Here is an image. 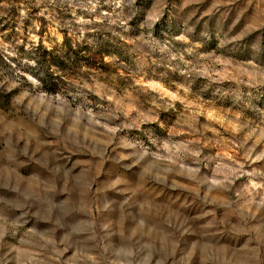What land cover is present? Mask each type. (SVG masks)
<instances>
[{
  "label": "rangeland",
  "instance_id": "rangeland-1",
  "mask_svg": "<svg viewBox=\"0 0 264 264\" xmlns=\"http://www.w3.org/2000/svg\"><path fill=\"white\" fill-rule=\"evenodd\" d=\"M0 264H264V0H0Z\"/></svg>",
  "mask_w": 264,
  "mask_h": 264
}]
</instances>
